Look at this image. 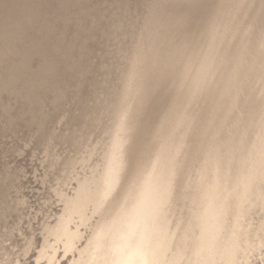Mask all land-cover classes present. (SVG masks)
I'll list each match as a JSON object with an SVG mask.
<instances>
[{"label": "bare ground", "instance_id": "1", "mask_svg": "<svg viewBox=\"0 0 264 264\" xmlns=\"http://www.w3.org/2000/svg\"><path fill=\"white\" fill-rule=\"evenodd\" d=\"M117 1L119 5L121 0ZM51 2L55 1L0 0V123L8 132L18 130L24 118H29L26 125L31 120L38 122L37 126L34 123L38 127L47 116H57L53 108L56 115L49 116L53 113L51 107L57 105L56 109L72 97L80 114L85 115L86 122L76 119L81 126L85 124V130L75 121L74 124L83 132L88 130L89 136L84 134L89 138H96V132L102 136L82 145L78 140L83 132L79 134L74 128L79 135L75 141L81 149L79 144L71 149L69 137L60 138L71 144L68 149L64 147L66 151L74 149L79 153L77 163L71 160L74 167L78 164L82 168L74 171L71 162L66 163L61 171L63 180L58 176L61 174H55L61 165L57 163L58 167L51 169L53 163L48 161V169L59 177L51 194L55 191V199L63 207L56 223L44 220L41 230L54 241L48 242L40 256L53 260L55 255L47 248L55 249V244L60 243L65 252H73L69 264H220V255L228 250L223 244L227 246L233 239L230 229L245 227L243 230L249 235L247 264H264V0H155L148 6L151 11L140 8L145 3L138 5L146 13L155 11L154 15L146 14L149 17L145 22L141 21L140 10L137 14L141 18L134 22L133 9L128 12L133 22L127 14L129 20H123L122 12L121 17L119 12V16L113 12L115 2L110 5L113 13L105 9L112 15L105 14L102 5L111 3L107 0L106 4H102L103 0L99 4L92 1L97 10L101 6L98 14L96 9L92 11L96 6L90 1L57 0L58 4L53 6L58 7L60 14L56 17V7ZM243 15L247 16L242 18ZM58 20L65 29L71 26L75 39L70 41L69 33L64 34L63 30V34L56 33L63 28ZM57 24L62 27L57 28L59 31L55 30ZM91 67H98L93 77ZM90 78L96 83L90 84ZM257 96L259 103L254 100ZM89 97L95 100L91 102ZM65 104L60 107L67 109ZM74 108L70 110L73 115ZM61 117L69 123L67 116ZM235 119L238 123L232 125ZM41 125L39 128H44ZM44 129H39L41 136L48 131L43 132ZM0 133L2 138L4 134ZM14 133L16 139L21 135L17 138ZM60 133L58 137L62 136ZM75 133L72 136H78ZM1 138L3 144L6 139L3 137L2 143ZM55 140L50 141L55 145ZM59 142L57 147L62 146ZM12 144L13 149L16 145ZM23 147L17 150L20 154ZM69 151L62 153L69 157L73 153ZM67 164L73 169H66ZM7 166L5 169L9 170ZM12 170L15 172L14 164ZM11 174L1 177L7 180ZM72 180L70 188L67 185ZM1 185L0 206H9L0 207V219L7 222V214L12 213L9 207L26 204V199L16 196L20 195L19 190H11V194L10 189L7 194L15 193V198L9 194L6 197ZM10 185L5 190L13 184ZM257 200L262 202L261 207ZM258 211L262 229H250V223L244 226L251 214ZM21 216L18 211L20 221L15 216L16 228L22 225L24 214ZM8 223L12 229L0 225L4 230L0 231L4 237L0 238V264H26L21 258L25 248L13 253L7 249L9 244L3 246L20 230ZM232 257L233 264H245L242 256Z\"/></svg>", "mask_w": 264, "mask_h": 264}, {"label": "rangeland", "instance_id": "2", "mask_svg": "<svg viewBox=\"0 0 264 264\" xmlns=\"http://www.w3.org/2000/svg\"><path fill=\"white\" fill-rule=\"evenodd\" d=\"M54 1H55V2H54L55 5H57V4H58L57 0H54ZM82 1L84 2L85 0H82ZM86 1H88V2L90 1V3H91L92 1H93V2H94V1L96 2V1H97L96 4H97V3L99 4L100 2H102V0H86ZM105 1H106V0H105ZM127 1H128V0H127ZM127 1H125V0H121V1H120V4L123 3L124 6L126 5V7L128 8V10L125 9L126 7L124 8V6H120V7H118L120 4H119V5L116 4V2H117V3L119 2V1H117V0H116V1L113 0L112 2H111V0H109V1L107 0L108 3L111 2L110 4H108L109 7L107 6L106 2H104V0H103L102 4H106L105 7L107 6L108 8H105L102 4H100V5H102V8H104V10L106 9V10H109V11H111V12H112L113 10L116 9L115 11H113V12H117V13H115L116 15H118V12H119V14L122 12L121 14H123L124 17H123L121 14H120V17L122 16L121 18H122L123 20H126V21L129 20V19H127V17H126V14H127L128 18H130V16L128 15V12H129V14H130V11H129V10H132V9H133L132 11H133V12H136V13L131 14V17L133 18L132 15H134V22H135V21L137 22V21H138L137 19L140 20V18H141L142 16H143V17H144V16H147L146 14H148L149 12H148V13H146V12H147V11H151V10L149 9L150 7H148V6H150V2L155 1V0H152V1H151V0H147L149 3L145 0V1L148 3V5H147V3L144 1V3H145L146 6H145V5H142V4H144V3H143V0L141 1L142 3L139 2L140 0H137V1H138V5H140V6L142 5V7H140V8L144 9V7H146L145 11H146L147 8H148V10H147L146 12H145L144 10H142V9L140 10V8L138 9V5H137V3H135V0H133V1H130V0H129L128 2H127ZM137 1H136V2H137ZM52 2H53V1H52ZM52 2H51V4H52ZM93 2H92V5L94 4V6H96V4L93 3ZM113 2H115L114 4H116L117 6H116V5L114 6V4L112 5ZM126 2H127V3H126ZM130 2H132V6H131L132 8H130V6H129V3H130ZM54 3H53V4H54ZM56 3H57V4H56ZM125 3H126V4H125ZM133 3H134V5H135V7L137 6V7H136L137 10L134 9L135 7H134ZM53 4H52V6H53ZM87 4H88V7H89V6H90L89 3H86V5H87ZM127 4H128V5H127ZM130 4H131V3H130ZM55 5L53 6V8L56 7V9H55V8H54V9L56 10V14H57V16H56V14H55V16H56V17H59V14H60V13H59V11H58V9H57L58 7L55 6ZM83 5H85V3H84ZM110 5L114 6V7L112 8L113 10L110 8V7H112V6H110ZM94 6H92V7H94ZM128 6H129V7H128ZM143 6H144V7H143ZM100 7H101V6H100ZM100 7H99V9L97 10L96 8H98V7L96 6L94 9H92V11H96V10H97V11H96V13H97L98 11H100ZM117 7H118V10H119V11L117 10ZM122 7H123V10H124L125 12L122 10ZM133 7H134V8H133ZM109 8H110L111 10H110ZM120 8H121V9H120ZM242 8H243V10H247L249 7H242ZM95 9H96V10H95ZM106 10H105V12H106L105 14H107V12H108V14H109V11H106ZM121 10H122V11H121ZM135 10H136V11H135ZM138 10H140V11H139L140 14H141V12H142V14L145 12L144 15L141 14V17H140V18H138V17L140 16L139 13L137 14V11H138ZM57 11H58V12H57ZM102 11H103V9L101 10V12H102ZM132 11H131V12H132ZM113 12H112V13H113ZM133 12H132V13H133ZM58 13H59V14H58ZM93 13H95V12H93ZM103 13H104V11H103ZM112 13L109 14V15H112ZM124 13H125V14H124ZM152 13H153V15H154V14H155V11L153 12V10H152ZM152 13L150 12L148 15H150V14H152ZM243 13H247V12H243ZM97 14H98V13H97ZM99 14H101V13H99ZM115 14H114V15H115ZM61 15H63V14H61ZM61 15H60V19H62L63 16H64V15H63L62 18H61ZM101 15H102V14H101ZM101 15H99V17H100ZM116 15H115V16H116ZM137 15H138V16H137ZM96 16H97V15H96ZM96 16H95V17H96ZM118 16H119V15H118ZM118 16H116V18H118ZM136 16H137V17H136ZM246 16H247V15H243L242 18H245ZM97 17H98V16H97ZM120 17H119V18H120ZM125 17H126V19H125ZM143 17L141 18V19H142L141 21H142V22H143V21L145 22V21L148 19L149 16L144 17V19H143ZM145 18H146V19H145ZM130 19H131V18H130ZM135 19H136V20H135ZM130 22H133V19H131ZM139 22H140V21H139ZM57 23L59 24V26H60V25H61V26L63 25L62 22H61V24H60L59 20H58ZM58 24H57V27H56V29H55L56 31H59L57 28H60V29H61V28L63 27V26H62V27H58ZM64 26H65V25H64ZM67 29H68V31H64V30H67ZM67 29H65V28L63 27V28L60 30L61 32H56V31H55V32H56V33H59V34H60V33H61V34H63V33H64V34H66V33L68 34V33H69L68 35H67V34H66V35H67V37H68V36L71 37L70 41L73 40V39H75V38H73V37H75L76 32H74V30L71 28V26H70V28H67ZM71 29H72L74 35H73V33H71V31H70ZM62 30H63V33H62ZM55 32H53V33H55ZM70 33H71V34H70ZM71 35H73V37H72ZM70 37H68V39H69ZM76 37H77V36H76ZM77 39H78V38H77ZM97 52H98V51H97ZM102 52H104V51H102ZM37 60H38V58H37ZM95 68H96V67H95ZM92 69H93V70H92ZM96 69H98V67H97ZM96 69H94V68H92V67L90 68V70H92V71H91V74H90L91 77H93L92 74L95 73V72L93 73V71H97ZM90 79L92 80V78H90ZM91 80H90V82L88 81L90 84L96 83L94 80H92L93 82H92ZM259 80H261V79H259ZM98 81H99V80H98ZM91 82H92V83H91ZM89 83H88V84H89ZM90 95H91V93L89 94V96H90ZM92 96H93V95H92ZM69 98H70V97H69ZM89 98H90L91 102H92L93 99L95 100L94 97H93V99H91V97H89ZM257 98H258V96L255 97L254 100H255L257 103H259L260 100H258ZM73 99H74V98H73ZM71 100H72V97H71ZM71 100L68 99L69 103H70V102H71V103L73 102V100H72V101H71ZM68 101H67V102H68ZM65 102H66V101H62L63 104H65ZM67 102H66V104H67V106H68L69 103H67ZM71 103H70L71 106H70V105L68 106V108L70 107L69 109L67 108V106H66V104H65V107H66L68 110L63 108V107H64L63 104L60 103L63 107H60L61 105L58 104V108L60 107V108H59L60 111L62 110V108H63V112L66 111L65 114H63L62 111H61L62 113H59L60 111H59L58 113H59L61 116H64V115H65V119L68 117L69 123H70L71 125H68L69 123H68V124L66 123V122H68L67 119L64 120V117L58 116L57 111H58L59 109H58V108L54 109L55 107H57V105H56L55 107H54V106L51 107V109H49V110L51 111L52 108H53V110H57V111H55V113H56L57 116L59 117V120H58V117L55 116L56 114H54V111L52 110L53 113H51V115H49V114H50V111H49V113H48L47 115H49V116H53V115H54L55 117H52V118H54V120L46 115L47 117L45 116L46 119H44V122H45V120H46V121L48 120L47 118H49V122L47 121V122L44 123V122L42 121V122H43V123H42L43 125H44V124L47 125V124L50 123L48 127H44L45 125L43 126V125H41V124H39V126L36 127L37 124H38V122H37V123H36V122H32L31 120H29V121L32 122L33 126H31L32 124H31V122H29V121H28V123H27V125H26V121H27L26 119H29V118H24V119H25V120H24L25 123H24L22 120H20V121L22 122V125H26V126H28V127L25 126V127H26V128H25V127L23 126V128H21V126H22V125H21V126H19L18 130L16 129L17 131L14 130V129H15V128H14V129H13L14 131H10V132H12V133L15 132L16 134H15V133H14V134H15V136L17 135V138H18V135H20V133H21L20 136H21L22 138H20V136H19V138L16 139V137H14V135H13L12 133H10V132H8V131H4V130H3V129H4V126L2 125V123H0V124L3 126V127H2V126L0 125V126H1V129H2L0 132H3L4 135H5L4 132H7L6 135L8 134L7 136L10 135V136L12 137V138H11L10 136L7 137V136L2 135V138H3V137H4V138L7 137V139L10 138L11 140H14V141H15V140L18 141V140L21 139V141L25 140V141H23L24 143L27 141V142H29V144H30V145H29V144H26L27 142H26L25 144H23V142L19 141V142H21V143L23 144V145H22V144H19V142H16V141H15V142H16V143H15L16 146H15V145H14V141H12V142H13V144H12V142H9L10 139H8V141H7V139L5 138L6 140H4V141H5L4 143H5V144H6V142H9V143H10V144L7 143L8 146L6 145L8 148H10V150H9L6 146H2V147H1V145H5V144L3 143V139H2L1 136H0V138L2 139V143H3V144H1V140H0V148H1V150H2V148L4 149V150H2V151H4V154H5V155L2 154V155H3V156H2V155H1V152H2V151L0 152V155H1V156H0V157H1L0 160H1L2 158H4V160H5V159L7 160V158H6L7 155H6V154H8V152H9V154H8V156H7V157H9V158H8L9 160H7V162L9 163L8 166L10 167V168H9V167L6 165L7 162H4V160L2 159L1 161H3L4 163L2 162V164H1V161H0V166H1L0 168H2L5 172H2L3 170L1 169V170H0V173L2 172V173H1V174H3L2 177H3V176H6V175H9V174H11V173H13V175L11 174V176H12V177L10 178L11 181H10V179L8 178L10 175H9L8 177H6L7 180L9 179V181L5 180V177L3 178L7 183L9 182L8 184H6L5 181H3L2 177H1V174H0V178L2 179V183H3L4 185L6 184V186L8 187V186L11 184V182H12V180H13V178H14L13 176H16V174L19 172V173L17 174V175L19 176V178H18V176H16V178H18V180H17L16 178H14V180L16 179V180L18 181V182H17V181L15 180V181L18 183V186H19V187L17 186L16 182H14V180H13V182H12L13 185L11 184L12 187H11V185H10V187H11V188L16 187V186H17V187H16V188H13V189H11V188H6V190H5V187H6V186H4V185L1 183V184L3 185V188H4V189H2V191H4V192H5L4 194L6 195V194H7V189H8V191H9V189H10V191H9L10 193H11V190H13L15 193H17V192H18L17 190H19L18 194H20V195H17V194H16V196H20L19 198H21V196H22L21 199H23V200H24V198L26 199V200H25L26 202H24V203H26V204H21V203H20L21 207H18V206H20L19 203H18L17 206H15L16 203H15L14 206H13V205H10V206H13V209H11V207H9V209H10L9 212L12 211V213L7 214V216H6V219L8 218L7 222H6L5 219H3L2 221H1V219H0L1 224H3L2 222H5L3 225H5V227H9V226H10L8 229H10V228L12 229L11 225L8 226V224H9L8 222H9V221L12 222V226H14V227L16 228V226H15V222H14V221H15V219L18 217V211H19V216H21L20 214H22V216H23V214H24L23 217L21 216V217H22V219H21V222H22L21 224H22V225H20L21 227H20V228L17 227V228L20 229V230L22 229L21 231L19 230L20 232H22V231L24 230V231L22 232L23 235H21L22 233H20L19 231H18V233H17V231L13 232V234H12L11 236H12V237H15V235H16V237H15L16 239H15V238H12L13 240L11 241V240H10V239H11V236L9 235L10 239L8 238L9 240H7V241H9V242L11 241V242H12V245H10L11 242L8 243V242H6V240H5V241H4L5 244L3 243V246L6 248V246L9 244V245L7 246V249L9 250V248H10L11 251L13 250V253H14V252H17L18 249L21 250V248H25V249H26V252H25L23 255H21V258L25 261L26 264H69L70 261H71V259H72V257H73V252H65V251L63 250L62 245H61L60 243L55 244V249H53L52 247L47 248V251H48L50 254H53V253H54L55 258H54L53 260H49L47 257H41V256H40V252H41V250H42L47 244L52 243V242L54 241L53 239H50L49 236L46 235V234L41 230V229H43V224L45 223L46 220H47V222L50 221L51 223H56V222L58 221V219H59V216H60V214H61L62 207H63V203L60 202V201H58V198L55 199V198L57 197L56 194H54L55 191H53L52 194H51V190H52V188L54 189V187H55L54 184L57 183V182H56V181H57V178H59V177H61V176H62L61 179L63 178V175H62V172H61V171L65 170V165H66V163L71 162L70 164H71V166H73V165H72V160H73V161L75 160L74 163H77L78 161L76 162V159H75V158L77 157V160H78V158H79L78 155H77L78 152H75L76 150H74V149H73L74 151H73V150L71 151L70 149H69L70 151L67 150V151H69V152H73L74 155H72L73 153H71V154H69V157H68V156L66 157V155L64 154V153L68 154L67 151H66V149H68V148H70V147H71V149H72V148H75V149H76V148H78L79 146H80L79 148L81 149V145H80L79 143L82 144L83 142H86V141H87L88 144H89V142H90L89 140H91V142L93 143L92 140H95L96 138H97V139H101V136H102L100 133L97 134V132H96V135H97V136L94 134V135L96 136V138H95V137L93 138V136H92V137L90 136V138H89V137H87L86 134H84V133H86V132L88 131V130H87V131H84V132L82 131V130H85L84 127L82 128V126L85 125L84 123H83L84 125L82 124V126H81V123H82V122H86V121L83 120L85 115H84V114H80L81 111H79L78 108H77L78 103H76V99H75V101L72 103L73 105L77 104V105H75L76 107L73 106ZM88 103H89V102H88ZM88 103H87V105H88ZM217 104H218V103H217ZM74 107H75V108H74ZM73 108H74V111H75V112L73 111V112H74V115H73V113L71 112ZM87 108H89V107L87 106ZM76 109H77V110H76ZM89 109H90V108H89ZM70 110H71V111H70ZM67 111H68V112H67ZM69 111H70L72 114H70ZM78 111H79V114H80V115H78V113H77ZM89 111H90V110H89ZM68 113H69L70 115H72L74 118H75V114L77 113V114H76L77 117H76L74 120H72V119L69 118L70 115L68 116ZM91 113H92V111H91ZM52 114H53V115H52ZM81 115H82V116L84 115L83 118H82ZM66 116H67V117H66ZM79 116H81V117H79ZM60 117H61V119H60ZM70 117H71V116H70ZM73 117H71V118H73ZM77 118H79L80 122H81L82 120H83V121H82L80 124H78V123H79V122H78L79 120H77V122H76V119H77ZM80 118H81V119H80ZM55 119H56V120H55ZM85 119L87 120L88 118L85 117ZM61 120L64 121V122L66 121L65 123H66L67 126L64 125V124H65L64 122H63V125H61V124H62V121H61ZM71 120L73 121V123H71V122H72ZM20 121L17 122V124H19ZM52 121H53L54 123H53ZM56 121H58V122H56ZM59 121H61V122H59ZM70 121H71V122H70ZM74 121L77 123L76 125H80V126H78V127H79L80 129H82V130H79V129H78V127L74 124ZM237 121H238V119H235V121L232 123V125H234L235 123H238ZM0 122H2V121H0ZM23 123H24V124H23ZM29 123H30V124H29ZM34 123H36V124H35L36 126L34 125ZM51 123H52L53 125H55V124H58V125L53 126V125H51ZM59 123H60V124H59ZM88 123H89V122H88ZM88 123H87L86 125H88ZM17 124H16V126H17ZM89 124H91V123H89ZM40 125L43 126L45 129L42 128V127L39 128ZM50 125H51V127H53V128H50ZM59 125H61V127H60ZM34 126H35V127H34ZM57 126H58V127H57ZM68 126H69L70 128H71V126H73V127H72L73 129H71V130H73V131H71V130L69 129ZM75 126H76V127H75ZM246 126H247V125H244L243 127H246ZM17 127H18V126H17ZM29 127H30V128H29ZM55 127H57V128H55ZM64 127L67 128V129H69V130L71 131V133H75V132H74V128H75L76 130H77V129L79 130V134L83 132L81 136L84 135V137L81 138V136H80V139H82V141L78 138L79 135H78L77 132L75 133V135H78V136H72V134L70 133V131L68 130V132H67V129L65 130ZM24 128H25V129H24ZM31 128L33 129V132H34V133L31 131V130H32ZM35 128H36V129H35ZM37 128L41 129L40 131H42V129H44L43 132H45V130H46V131L48 130L47 132H45L46 135H47L48 137H46L45 135H43V134H45V133L42 134V136H43V137H42V136L40 135V133H42V132H39V129H37ZM54 128H55V129H54ZM63 128H64V129H63ZM49 129L52 131V133H53V131H54V132L56 131L55 134H54V133H53V134L50 133L51 136L48 135V132L50 131ZM53 129H54V130H53ZM59 129H61V130L63 129L62 131H64V132L66 131V132L64 133V132H62V131L60 130V132L63 133V134H61V133L59 132ZM19 130H20L21 132H20ZM28 130H29V133L27 132ZM35 130L38 131L39 133H38V134L35 133ZM23 131H24L25 133H22ZM18 132H19V133H18ZM31 132L33 133V135H31V134H32ZM57 132L60 133V136H61V135H62V136L64 135V137H62V136H61V137H58L59 134H58ZM26 133H27L29 136H28ZM30 133H31V134H30ZM66 133H68V134L70 133V136H69L68 134L66 135ZM1 134H2V133H0V135H1ZM57 134H58V135H57ZM87 134H88V132H87ZM12 135H13V136H12ZM24 135H25V136H24ZM30 135H31V136H30ZM52 135H53V137H52ZM55 135H57V138L55 137ZM65 135H66V136H65ZM98 135H99V136H98ZM26 136H28V137L30 138V141H32V142L34 141L33 139H35V141L33 142L34 144H33L32 142L28 141L29 139H28V137H26ZM33 136H35V137H36V136H39V138H38V137H36V138L34 137V138H33ZM44 136H45V137H44ZM88 136H89V134H88ZM13 137H14V138H13ZM24 137H25V138H24ZM40 137H41L42 139H41ZM49 137H50L51 139H50ZM65 137H66V138L69 137V139H67V140H69L70 142H72V143H71L72 145L69 144V141H68V142L65 141L66 144H65L64 141H62V140H64V139L66 140ZM71 137H73V138H71ZM76 137H77L79 140L76 139ZM26 138H27V139H26ZM32 138H33V139H32ZM43 138H46V139L48 138L49 141L47 140L48 142L46 143L45 139H43ZM52 138H53V139H52ZM54 138H55L58 142L60 141L58 145H60V144H62V146H63V144L65 145V146H63V147H62L61 145L58 146L59 148L62 147V148H63L62 150H61V148L59 149V148L57 147V143H58V142H56V140H55V142H56L55 145L53 144L52 141H50V140H54ZM60 138H61V139L64 138V139L60 140ZM84 138H85V139H84ZM86 138H87V139H86ZM37 139H38V140H37ZM40 139H41V140H40ZM70 139H71V140H70ZM72 139H74V140H72ZM83 139H84L85 141H84ZM88 139H89V140H88ZM39 140H40V141H39ZM75 140H76V141L78 140V141H80V142L78 143V142H76ZM41 141H43V143H42ZM73 141H75V142L73 143ZM40 142H41L42 144H41ZM49 142H50L51 146H52V144H53V145L55 146V148H53L54 146H52L51 149H49V148H50V146H49V145H50ZM87 142H86L85 144H87ZM44 143H46L45 145L48 144V145H47L48 147L45 146V148H43V147H44V146H43ZM11 144L15 146V147H13V149L16 148V147H19V146H20V147H19V148H16L15 150H13V149L11 148V147H12ZM36 144H37V146H35ZM74 144H75V147H72V146H74ZM78 144H79V146L76 147ZM17 145H18V146H17ZM25 145H27V147H26ZM33 145H34V148L36 147V148H35L36 150H37V149H40V150H39V151H36V150L32 147ZM41 145H42V148L44 149V152H43V151L41 152V149H42V148H41ZM66 145H67L68 147H67ZM70 145H71V146H70ZM82 145H83V144H82ZM9 146H10V147H9ZM23 146H24L25 148H24ZM28 146H29V148H31L33 151H31V149L29 150ZM39 146H40V147H39ZM69 146H70V147H69ZM21 147H23V150H22V152H21V154H20V152L17 151V150L19 149V150L21 151V149H22ZM37 147H39V148H37ZM46 147H47L48 149H46ZM64 147H65L66 149H65ZM5 148H6V152H5ZM26 148H27V149H26ZM56 148H58V150H59L61 153L58 152V151L56 150ZM155 148H156V145L154 144V149H155ZM7 149H8L9 151H8ZM43 149H42V150H43ZM53 149H55V151H54ZM34 150H35L36 152H38V153H36ZM46 150H47V151H46ZM52 150L54 151V153L52 152ZM14 151H15V152L17 151V155H18V156L16 155V153H15ZM45 151H46V152H45ZM50 151H51V153H48V152H50ZM64 151H65V152H64ZM77 151H80V150L77 149ZM12 152H13V153H12ZM23 152H24V153H23ZM34 152L36 153V155L34 154ZM39 152H41V153H39ZM55 152H56V153H55ZM57 152L59 153V155L57 154ZM62 152H64V153H62ZM14 153H15V155H14ZM42 153H43V155H44V153H45L44 157H43V155L40 156V154H42ZM75 153H76V154H75ZM33 154H34L35 156H33ZM38 154H39V156H38ZM47 154H48V156H46ZM49 154H51V157H49ZM60 154H62V155L64 154V156H60ZM78 154H79V153H78ZM9 155H10V156L13 155V156L10 157ZM31 155H32V156H31ZM53 155H54V156L56 155V156H55L56 158H55ZM71 155H72V156H71ZM75 155H76V156H75ZM4 156H5V157H4ZM45 156L48 157V160L45 158ZM52 156H53V157H52ZM73 156H74V157H73ZM79 156H81V155H79ZM62 157H64V158L66 157V160H64ZM43 158H44L45 160H44ZM57 158H60V160H58ZM69 158H70V160H71L72 158H73V159H72L71 161H69V160H68ZM80 158H81V157H80ZM10 159H11L13 162H12ZM49 159H50V160H49ZM52 159H53V162H51ZM54 159H55V160H54ZM6 160H5V161H6ZM41 160H42V161H41ZM62 160H63L64 162H63ZM67 160H68V161H67ZM43 161H44V162H43ZM48 161H50V163H53V164H52L53 166L51 165L52 168L49 166V164H48V166H47V163H49ZM54 161H55V162H54ZM56 161H58V162H56ZM66 161H67V162H66ZM60 162H63V164H62V163L59 164ZM10 163L12 164V167L10 166V165H11ZM57 163H58V164H57ZM64 163H65V164H64ZM74 163H73V164H74ZM4 164H5V165H4ZM13 164H14V169H15V172H16V173L14 172V170H12V169H13ZM16 164H17V165H16ZM55 164H57L58 166H59V165H61V166L64 165V166H62L63 168H62L61 166H59V168H57L58 166L56 165V166H57V167H56ZM70 164H67V165H69V167L66 168V169H69V168L71 167ZM3 165H4V166H3ZM6 166H7V168H8L9 170L11 169V171H13V172H11V171L5 169ZM17 166H18V167H17ZM54 166H55V167H54ZM3 167H4V168H3ZM19 167H20V168H19ZM48 167H50L51 169H54V168H55V169L57 168L58 170L60 169V171L57 170V172H55V174H56V175H57V174H61V175H58L59 177H56V175L54 174V172H52V171H54V170L50 171L51 169H50V168L48 169ZM66 167H67V166H66ZM77 167H78V170H79V171L82 169L78 164H77ZM77 167H74V166H73L74 171H75V169H76V171H77ZM79 167H80L81 169H80ZM16 168L18 169V171H17ZM61 168H62V170H61ZM73 168L71 167L69 170H71V169H73ZM6 170H7V171H6ZM83 170H84V169H83ZM8 171H9V173H7V174L5 175L4 173H6V172H8ZM55 171H56V170H55ZM81 171H82V170H81ZM10 172H11V173H10ZM14 173H15V175H14ZM1 179H0V180H1ZM62 180H63V179H62ZM58 181H60V179H59ZM72 183H74V180L70 181V184H68L67 186H70V188H72V187H73V184H72ZM1 184H0V185H1ZM14 184H15V185H14ZM2 185H1V187H2ZM55 185H56V184H55ZM52 186H53V187H52ZM17 188H19V189H17ZM14 189H15V190H14ZM13 191H12V192H13ZM9 192H8V194H9V196H10L12 193L10 194ZM14 192H13V193H14ZM15 193H14L13 195H11V196H12V199L15 198ZM0 194H2V193H0ZM4 194H3V195H4ZM8 194H7V195H8ZM7 195H6V197H7ZM52 195H53V196H52ZM11 196H10V197H11ZM54 196H55V197H54ZM8 198H9V197H8ZM16 198H17V197H16ZM6 200H7V199H6ZM17 201H18V200H17ZM17 201H16V202H17ZM2 204H3V203H2ZM2 204H1V206H2L3 208L9 206V205L7 206V204H6V206H5V205H2ZM9 204H10V201H9ZM11 204H12V203H11ZM256 204H257V206H260V207L262 206V202L259 201V200L256 201ZM25 205H26V206H25ZM1 206H0V207H1ZM24 206H25L26 208H25ZM23 207H24V208H23ZM15 208H17V210H18V208H19V210L17 211ZM14 209H15V210H14ZM21 209H22V210H21ZM23 209H24V211H23ZM13 210H14V212H13ZM20 210H21V211H20ZM15 211H17V212L15 213ZM23 212H26V213H23ZM8 215H9L10 217H9ZM11 215H13V216H11ZM15 216H16V218H15ZM12 217L14 218V220H12V219H13ZM0 218H1V217H0ZM10 218H12V219L10 220ZM17 219L19 220L20 217H18ZM17 219H16V220H17ZM4 220H5V221H4ZM18 220H17V221H18ZM44 220H45V221H44ZM19 221H20V220H19ZM259 221H260V215H259V211H258V212H255V213L251 214V218L248 219L247 221H245V225H244V226H247V225L250 223V224H251V228H250V229H262V228L259 226ZM13 223H14V225H13ZM1 224H0V225H1ZM3 225H1V226H2L4 229H6ZM1 226H0V229H1L0 231H2ZM86 227H87V225H86ZM15 228H13V229H15ZM17 228H16V229H17ZM82 228H84L83 225H82ZM243 229H245V227H244V228H242V227H235V228H233V229H230V230L232 231V234H233V239H232V241H231L227 246H226V244H223V245H224V248H226V250H227V249H228V250H227L226 252H224L222 255H220V257H219V263H220V264H233V263H232V259H233L232 255H233V256H238V255H239V256H242L243 259H244L245 264H247V260H248V258H249V253H248V250H249L248 236H249V235H248V233L245 232ZM28 230H29V231H28ZM32 230H33V231H32ZM2 232H4V230H3ZM10 232H11V231H10ZM0 233H1V232H0ZM15 233H17V234H15ZM19 233H20V234H19ZM14 234H15V235H14ZM18 234H19V235H18ZM20 235H21V236H20ZM17 236H18V237H17ZM19 236H20V237H19ZM2 237H3V234H2ZM2 237L0 236V238H2ZM3 239H4V237H3ZM14 239L17 240L18 242L14 241ZM14 242H15V244H14ZM48 242H49V243H48ZM6 244H7V245H6ZM14 245H16V246H15L16 248H13ZM17 247H19V248H17ZM12 248H13V249H12ZM8 250H7V251H8ZM14 250H15V251H14ZM9 251H10V250H9ZM230 260H231V262H229ZM234 264H235V263H234Z\"/></svg>", "mask_w": 264, "mask_h": 264}]
</instances>
